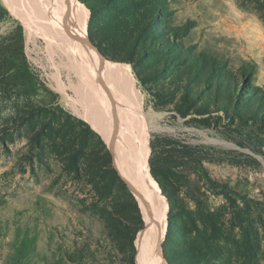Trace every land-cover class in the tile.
Wrapping results in <instances>:
<instances>
[{"label":"rangeland","instance_id":"obj_1","mask_svg":"<svg viewBox=\"0 0 264 264\" xmlns=\"http://www.w3.org/2000/svg\"><path fill=\"white\" fill-rule=\"evenodd\" d=\"M76 1L104 7L88 39L110 55L159 50L126 65L166 194V263L264 264V0ZM22 8L0 0V264H137L139 204L96 181L113 166L104 140L79 133L82 121L100 137L81 116L82 83Z\"/></svg>","mask_w":264,"mask_h":264},{"label":"bare ground","instance_id":"obj_2","mask_svg":"<svg viewBox=\"0 0 264 264\" xmlns=\"http://www.w3.org/2000/svg\"><path fill=\"white\" fill-rule=\"evenodd\" d=\"M6 1L15 10H29V28L67 58L70 70L82 83L86 103L81 116L111 145L116 167L128 181L141 209L145 226L136 238V263L167 264L161 244L166 235L168 204L149 172V129L134 92L130 66L98 56L85 39L89 11L76 0ZM102 81L107 84L109 96L101 89ZM119 90L122 96L117 94Z\"/></svg>","mask_w":264,"mask_h":264},{"label":"trees","instance_id":"obj_3","mask_svg":"<svg viewBox=\"0 0 264 264\" xmlns=\"http://www.w3.org/2000/svg\"><path fill=\"white\" fill-rule=\"evenodd\" d=\"M85 6L89 10V13H90V16H89L90 22H92L93 19L97 18V13H98L99 10L101 11V10L104 9V7H103V8H98L99 10H96L95 7L90 6L89 4H85ZM88 33H89V30H88ZM89 39H90L91 43L99 50V52L102 54V56L105 57L107 60L112 61V62L121 63V64L131 65L132 68L135 69V70L138 67H140V65L144 62L143 59H144L145 55H149V54L145 53V50H149V51L152 50V51H154L153 52L154 55H155V53L160 55L159 50H157V48L156 49L152 48L151 46H146L145 45L144 47L141 48L140 51H135V50H126L123 45H119L117 43L115 44L114 47H115V49L117 51H119V53H121V54H119L120 56L119 55H110V53L107 52V50L102 49L99 46H97V44H95V42L93 41L92 38H89ZM118 39H122V38H118ZM110 43H112L114 45L115 40L110 42ZM203 63H205L207 67H210V68L215 67L214 62L211 59H209L207 61L204 60ZM219 68H220L219 69L220 73H223L224 69H226L224 65H221ZM249 73H252L254 75L255 66L252 68V71H249ZM145 79L146 78H144L143 76H138V80L141 83L145 82L146 81ZM252 83H253V80H252L251 77H249V79L244 78L242 86H243V88H248V87H251ZM251 89H254V88H251ZM255 90H257V89L255 88ZM52 116L54 117V119L57 118V114L56 113H53ZM67 119L70 120L71 118L69 117ZM76 123L78 124V126L79 125L82 126L81 130L79 131L80 134H83L85 136L97 137L99 143L102 146H104V143L101 140V138L87 124H85L82 121H77ZM75 127L72 124L67 126L66 134H68V136L71 137V138L75 137V134H74V128ZM105 158L106 159H110V161H111L109 153L107 155L105 154ZM100 173H101V175L99 176V178H95L97 182L101 181L102 185H104L106 183L109 184L110 186H112V185L116 186L117 185L116 187H119V188L124 190V186L125 185L120 180V178L118 177V175H117V173L115 172L114 169H107V170H104L103 172H100ZM74 175L78 176V177L81 176L79 168L77 166H75ZM91 175H93V177H94L96 174L92 173ZM151 176L155 179V181H158V178L155 175V173L153 172V168L152 167H151ZM161 190H162V193L164 195H166L165 194V190L162 187H161ZM129 196L131 197V195H129ZM101 199L102 200L103 199L104 200H106V199L108 200L109 199L108 193L104 194V195H101ZM169 206H170V213H171V211L173 209V204L170 202ZM170 217L171 216L169 214V219H168L169 225H170ZM168 236H169V231L167 232L166 240H168ZM164 253H165V247H164ZM165 258H166L167 261H170L169 258H167L166 255H165Z\"/></svg>","mask_w":264,"mask_h":264},{"label":"water","instance_id":"obj_4","mask_svg":"<svg viewBox=\"0 0 264 264\" xmlns=\"http://www.w3.org/2000/svg\"><path fill=\"white\" fill-rule=\"evenodd\" d=\"M79 3V2H78ZM87 10V9H86ZM85 39H86V41L87 42H89V39H88V25L86 24V26H85ZM90 43V42H89ZM92 46V45H91ZM93 47V46H92ZM96 50V49H95ZM96 52H97V54H98V56L101 58V59H104V60H106L107 61V59L105 58V57H103L102 56V54L98 51V50H96ZM101 89H102V91L107 95V96H109V90H108V87H107V84L104 82V81H102L101 82ZM101 137V136H100ZM102 139V138H101ZM102 141H103V139H102ZM104 142V141H103ZM105 143V142H104ZM107 146V145H106ZM107 149H108V152H109V154H110V158H111V164H112V166H113V169L115 170V172L117 173V175H118V177L120 178V180L123 182V184L128 188V190L131 192V194H132V191H131V187H130V185H129V183H128V181L126 180V178L121 174V172L118 170V168L116 167V164H115V159H114V155H113V153H112V148H111V145L110 146H108L107 147ZM133 195V194H132ZM138 207H139V205H138ZM139 209H140V207H139ZM144 227V226H143ZM143 230V229H142ZM142 230H140L139 232H141ZM139 232H138V234H139ZM137 234V235H138ZM165 260V259H164Z\"/></svg>","mask_w":264,"mask_h":264}]
</instances>
